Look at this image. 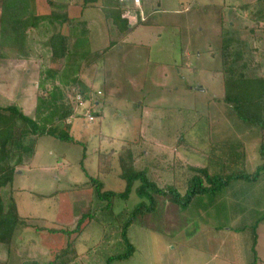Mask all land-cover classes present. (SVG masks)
Returning a JSON list of instances; mask_svg holds the SVG:
<instances>
[{
  "label": "rangeland",
  "instance_id": "rangeland-1",
  "mask_svg": "<svg viewBox=\"0 0 264 264\" xmlns=\"http://www.w3.org/2000/svg\"><path fill=\"white\" fill-rule=\"evenodd\" d=\"M127 5L130 32L81 76L92 90L90 105L78 107L62 94L44 100L36 116L40 90L52 89L51 83H44V72L54 67L36 44L28 60H0V106L15 105L54 129L63 111L72 107L69 133L84 145L83 167L100 179L104 191L125 188L119 179L124 147H130L136 171L158 188L174 187L181 196L192 168L209 177L252 178L257 166L264 168L261 132L241 123L218 101L224 91L221 33L255 48L264 77V5L257 0H141L140 10ZM244 5L248 7L238 8ZM140 17L144 21L137 24ZM90 23L93 33L106 37L98 42L102 48L110 34L106 31L113 29ZM255 23L253 34L244 29ZM67 82L57 80L56 85L63 90ZM111 150L109 174H98L97 153ZM82 156V145L40 138L31 163L0 190L2 209L12 196L21 217L44 219L48 227L55 226L57 217L65 225L72 210L71 224L60 226L71 231L82 215L92 213L94 219L76 236L67 259L77 255L70 264H108L109 257L127 250L119 239V207L132 208L137 196L133 189L126 204L116 202L111 211L102 210L104 204L91 189L75 190L88 182L79 164ZM208 180L202 179L203 184ZM256 182L233 180L215 193L196 196L183 210L165 197H155V211L137 216L128 229L131 257L111 264H264V177ZM229 228L235 233H228ZM66 240L25 230L15 245L21 263L42 264L51 258L49 249L56 252ZM0 257L3 263L2 246Z\"/></svg>",
  "mask_w": 264,
  "mask_h": 264
},
{
  "label": "trees",
  "instance_id": "trees-1",
  "mask_svg": "<svg viewBox=\"0 0 264 264\" xmlns=\"http://www.w3.org/2000/svg\"><path fill=\"white\" fill-rule=\"evenodd\" d=\"M257 2L264 5V0H257ZM128 3L129 1L124 0H71L70 2L0 0V60H28L32 46L37 44L45 51L44 54L48 55V59L54 66L44 72V83H51L52 89L48 93L45 91V86L40 90L39 104L36 108L37 117L41 115L44 100H55L62 94L70 96L73 105L77 96L84 104H91L92 90L83 85L81 76L86 69L103 60L108 51L116 45V41L123 42L124 37L130 32L129 20L124 16L128 10L126 8ZM240 7L247 8L248 5L238 6ZM93 20L101 28L105 27V30L108 28L114 30L106 31V35L110 34L102 48H98V42L106 40V37L101 34L100 39L93 33L90 23ZM143 21L144 18L140 17L136 22L142 24ZM244 29L253 34L257 29V23L252 28L244 27ZM33 31L37 39L33 37ZM230 35L227 32L221 33L224 91L222 98L218 101L222 102L241 123L260 130L259 154L264 161V77L260 74L259 63L255 61V48H252L245 40ZM57 80L68 81L62 87L63 90L57 87ZM73 114L72 107L64 110L56 120L57 129H54L53 126L41 125L15 105L0 106V190L12 184L18 169L31 163L40 138L49 137L66 144L82 145L83 156L79 164L88 182L86 186L82 185L75 190L91 189L96 199L104 204L102 210L105 211H111L116 202L126 204L133 189L137 196L135 206L132 208H125L120 204L122 206L119 207L121 212L118 215L121 220L119 239L121 246L127 250L123 254L109 257L108 264L131 257L133 247L127 239L128 229L137 216L155 211V197H165L183 210L196 196L215 193L233 180L254 182L264 170L260 165L256 167L252 178L246 174L244 176L231 174L230 178L222 179L218 176L209 177L204 170L192 168L187 190L184 196H181L174 187L158 188L155 183L147 180L145 173L136 171L135 161L129 154L130 147H124L119 154L121 169L119 179L124 182L125 188L121 192L104 191L100 179L90 177L83 167L84 145L76 141L69 133L71 122L68 120ZM91 114L96 117V114L92 112ZM112 155V150L97 153L98 174H109ZM204 178L209 179L207 185L202 182ZM12 198L11 196L5 209H2L0 199V246L5 252V260L3 263L0 261V264H23L20 262L22 257L17 254L15 241L25 230H31L44 238L58 234L64 241L67 239L65 246L56 252L53 247L48 248L51 258L42 264H70L75 257H78L74 255L67 259L70 252L74 250L76 236L81 234L94 219L92 213L82 215L73 231L64 230L60 226L65 228L71 224L72 210L67 216L65 225L61 223L62 217H57L54 225L59 228L48 227L44 219L21 217ZM38 198L41 199L43 196L38 195ZM27 264L38 263L32 261Z\"/></svg>",
  "mask_w": 264,
  "mask_h": 264
},
{
  "label": "built area",
  "instance_id": "built-area-1",
  "mask_svg": "<svg viewBox=\"0 0 264 264\" xmlns=\"http://www.w3.org/2000/svg\"><path fill=\"white\" fill-rule=\"evenodd\" d=\"M131 2L134 6L139 7L141 0H124ZM75 104L78 105V107H84V102L80 99L79 96L75 98ZM90 116V117H89ZM89 117V121H92L93 118L91 117L90 113L88 114L87 118Z\"/></svg>",
  "mask_w": 264,
  "mask_h": 264
},
{
  "label": "crops",
  "instance_id": "crops-1",
  "mask_svg": "<svg viewBox=\"0 0 264 264\" xmlns=\"http://www.w3.org/2000/svg\"><path fill=\"white\" fill-rule=\"evenodd\" d=\"M130 3V2H129ZM132 7L134 8V10H140L141 9V2H140V5H139V7H136V6H134V5H132ZM126 8H128L129 9V6L127 5V7ZM126 14L124 15L125 17H128L129 16V11L127 10L126 12H125ZM129 26H131L130 25V23H129ZM259 144H260V141H259ZM263 177H264V172L262 171L261 173H260V175H259V177H258V179H257V182H258V180H263ZM256 182V183H257ZM244 183V182H243ZM255 183V184H256ZM250 185H252V184H250ZM228 231V233H231V232H234L235 233V230H232L231 228H229V229H227ZM0 259H1V257H0Z\"/></svg>",
  "mask_w": 264,
  "mask_h": 264
},
{
  "label": "clouds",
  "instance_id": "clouds-1",
  "mask_svg": "<svg viewBox=\"0 0 264 264\" xmlns=\"http://www.w3.org/2000/svg\"><path fill=\"white\" fill-rule=\"evenodd\" d=\"M141 2V1H140Z\"/></svg>",
  "mask_w": 264,
  "mask_h": 264
}]
</instances>
